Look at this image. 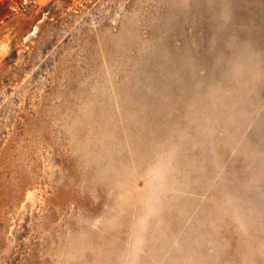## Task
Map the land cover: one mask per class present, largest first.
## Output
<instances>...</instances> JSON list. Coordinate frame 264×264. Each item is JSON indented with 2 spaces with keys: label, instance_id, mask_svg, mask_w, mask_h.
<instances>
[{
  "label": "rangeland",
  "instance_id": "1",
  "mask_svg": "<svg viewBox=\"0 0 264 264\" xmlns=\"http://www.w3.org/2000/svg\"><path fill=\"white\" fill-rule=\"evenodd\" d=\"M0 264H264V0H0Z\"/></svg>",
  "mask_w": 264,
  "mask_h": 264
}]
</instances>
